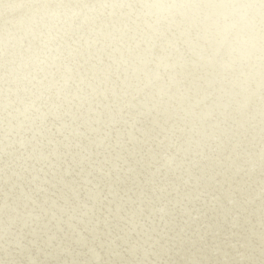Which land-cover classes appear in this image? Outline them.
I'll return each mask as SVG.
<instances>
[{"label": "rangeland", "instance_id": "rangeland-1", "mask_svg": "<svg viewBox=\"0 0 264 264\" xmlns=\"http://www.w3.org/2000/svg\"><path fill=\"white\" fill-rule=\"evenodd\" d=\"M119 2L0 0V23L15 25L0 27V228L10 204L26 245L0 251V260L264 264L259 62L237 79L223 36L198 30L192 19L169 32L145 31L118 9L99 7ZM44 4L69 6L75 23L41 38L31 13L19 9ZM118 56L129 60L114 67ZM206 62L204 78L197 73ZM197 104L208 134L189 144ZM144 240L149 245L134 253Z\"/></svg>", "mask_w": 264, "mask_h": 264}, {"label": "clouds", "instance_id": "clouds-1", "mask_svg": "<svg viewBox=\"0 0 264 264\" xmlns=\"http://www.w3.org/2000/svg\"><path fill=\"white\" fill-rule=\"evenodd\" d=\"M25 7L20 6V14L31 13L35 30L41 38L52 37L53 31L58 36L64 31L65 24L70 26L76 20L74 15H68L72 9L66 5L44 4L36 11L31 8L25 11ZM79 7L83 11L94 9L96 6ZM99 7L118 9L122 17L145 31L153 29L166 31L171 24H182L192 19L198 30L202 28L210 35L223 36L228 44V60L235 65L237 79L245 76V69L253 66V61L259 62L264 73V0H120L119 3ZM50 19H55L56 23L50 24ZM0 27L10 31L15 25L12 20H4ZM215 55H219L218 50ZM197 107L198 104L193 106L190 113L194 120L188 129L189 144H199L197 137L208 134L206 122L195 118ZM208 115L211 116V112ZM15 211L12 205H5L7 219L0 228V251H7L11 247L21 251L26 249V245L15 235L12 223V214ZM146 245H149L148 240L139 243L134 253ZM0 264H3L2 260Z\"/></svg>", "mask_w": 264, "mask_h": 264}, {"label": "bare ground", "instance_id": "bare-ground-1", "mask_svg": "<svg viewBox=\"0 0 264 264\" xmlns=\"http://www.w3.org/2000/svg\"><path fill=\"white\" fill-rule=\"evenodd\" d=\"M110 9H111V8H110ZM110 9H109V10L107 9V10H108L109 12H111L112 9H111V10H110ZM114 10H115V9H114ZM114 10H113V11H114ZM104 12L106 13V11H104ZM119 12H120V11H119ZM105 13H104V14H105ZM111 14L113 15V13H111ZM100 15H101V13H100ZM105 15H106V14H105ZM109 15H110V14H109ZM113 16H114V15H113ZM101 17H102V16H101ZM108 18H110V17L107 16V19H108ZM110 19H111V18H110ZM97 20H98V18H96L94 21L97 22ZM106 21H107V20H106ZM109 21H110V20H109ZM111 21H112V20H111ZM187 21H188V20H187ZM187 21H186V22H187ZM92 22H93V21H92ZM97 23H99V22H97ZM104 23H105V22H104ZM108 23L111 24L110 22H108ZM94 25H95V24H94ZM96 25H97V24H96ZM99 25H100V24H99ZM102 25H103V24H102ZM171 25H172V24H171ZM171 25H170V27H171ZM103 26H104V25H103ZM105 26H106V25H105ZM172 26H173V25H172ZM174 26H175V25H174ZM176 26H178V25L176 24ZM98 27H99V26H98ZM170 27L168 26V28H170ZM99 28H100V27H99ZM99 28H98V29H99ZM119 29H120V28H119ZM190 29L192 30V26H191ZM190 29L187 30V31H190V32H191ZM154 30H155V29H154ZM112 31L114 32V29H113ZM115 31H116V30H115ZM119 31H120V30H119ZM148 31H149V30H148ZM167 31L169 32V30H167ZM180 31H181V30H180ZM180 31H179V32H180ZM97 32H98V31H97ZM97 32H96V33H97ZM116 32H118V30H117ZM116 32H114V33H116ZM181 32H182V31H181ZM190 32H188V33H190ZM118 33H119V32H118ZM121 33H122V32H121ZM124 33L127 34V33H128V30H126ZM166 33H167V32H166ZM184 33H186L185 35L187 36L188 33L186 32V30H185V32H184V30H183L182 35H183ZM169 35H170V34H168L167 36L169 37ZM180 35H181V34L179 33L178 38L180 37ZM190 35H191V34H190ZM125 36H126V35H125ZM186 36H184V37H186ZM188 36H189V34H188ZM188 36H187V37H188ZM211 36H212V35H211ZM214 36H216V35H214ZM209 37H210V35H209ZM209 37H208V38H209ZM220 37H221V36H220ZM126 38H127V36H126ZM181 38H183V36H182ZM213 38H216V37H213ZM218 38H219V36H218ZM221 38H222V37H221ZM219 39H220V38H219ZM123 40H125V39H123ZM180 40H181V39H180ZM207 40H208V39H207ZM223 40H224V39H223ZM17 41H18V40H17ZM20 41H21V40H20ZM205 41H206V40H205ZM205 41H204V42H205ZM215 41H218V42H219V41H221V40H217V39H215ZM215 41H214V42H215ZM224 41H225V40H224ZM18 42H19V41H18ZM138 42H139V41H138ZM207 42H208V41H207ZM207 42H206V44H210V43H207ZM212 42H213V41H212ZM212 42H211V44H212ZM121 43H122V42H121ZM177 43H178V42H177ZM220 43H221V42H220ZM220 43H219V44H220ZM19 44H20V43H19ZM21 44H22V43H21ZM119 44H120V43H119ZM213 44H214V43H213ZM217 44H218V43H217ZM219 44H218V45H219ZM222 44L225 46L226 42H225V43H222ZM111 45H113V44H111ZM116 45H117V44H114V46H116ZM175 45H176V44H175ZM214 45L217 46L216 44H214ZM119 46H121V45H119ZM195 46H196V45H195ZM212 46H213V45H212ZM215 46H214V47H215ZM219 46H220V45H219ZM105 47H106V46H105ZM150 47H151V46H150ZM190 47H193V46H190ZM196 47H198V46H196ZM114 48H115V47H113L112 49H114ZM117 48H118V47H117ZM119 48H120V47H119ZM212 48H213V47H212ZM215 48H216V47H215ZM218 48H219V47H218ZM222 48H224V47H222ZM222 48H221V49H222ZM226 48H228V45H226ZM112 49H111V50H112ZM190 49H191L192 51L194 50L193 48H190ZM195 49H196V48H195ZM111 50H110V51H111ZM149 50H151V49L148 48V49H145L144 51L142 50L143 53H142L140 56H138V58H137V59H138V62H137L136 64H134V66L132 67L133 71L136 70V69L138 68V66L141 65L140 63L143 62V61L146 59V58H145V55L147 54V52H148ZM197 50H198V49H197ZM217 50H218V49H217ZM217 50H216V51H217ZM115 51H116V49H115ZM142 51H141V52H142ZM201 51H202V50H201ZM203 51L205 52L206 50H203ZM203 51H202V52H203ZM218 51H219V50H218ZM190 52H191V51H190ZM194 52H195V51H194ZM194 52H193V53H194ZM198 52H200V51H198ZM198 52H197V53L195 52V53L198 54ZM113 53H114V52H113ZM176 53H177V51H176ZM176 53H174V54H176ZM187 53H189V52H187ZM191 53H192V52H191ZM191 53H190V54H191ZM207 53H210V52H207ZM178 54H179V53H178ZM211 54H212V53H211ZM213 54H215V53H213ZM118 55H119V54H118ZM138 55H139V54H138ZM176 56L179 57L178 55H176ZM210 57L212 58V56H210ZM118 58H119V56L116 57V59H115L114 62H113V66H114V67H117L118 65H119V67L121 66V65H120L121 63H120V64H117L118 61L121 62V60H122L123 63H124V62H126L127 60H129V58H127V59L125 60L126 56H125V58L122 57V58H124V59H121V60H119ZM194 58H195V57H194ZM208 58H209V56H208ZM211 58H210V59H211ZM176 60H177V59H176ZM195 61H196V59H195ZM195 61L193 60L192 62L194 63ZM127 62H128V61H127ZM129 62H130V61H129ZM131 62H132V61H131ZM133 62H135V60H134ZM210 62H211V61H209V63L206 62V66H203L204 64H203V65H202V64L199 65V67H198V69H199V70H198L199 73H197V74H199V76L202 74V75L204 76V78H205V75H206V74L208 75L207 72H209V70H207V69H208V65H207V63L210 64ZM128 64H130V63H128ZM194 64H195V63H194ZM194 64H193V65H194ZM219 64H222V63H219ZM124 65H125V64H124ZM195 65H196V64H195ZM125 66H126V65H125ZM216 66H217V65H216ZM193 67H194V66H193ZM216 68H217V67H216ZM114 69H115V68H114ZM209 69H210V68H209ZM211 69H212V68H211ZM131 71H132V70H131ZM189 71H191V69H190ZM189 71H186V73H189ZM206 71H207V72H206ZM195 76H196V74H195ZM143 77H144V76H143ZM201 78H202V77H201ZM147 79H150V78H147ZM202 79H203V78H202ZM138 80H139V79H138ZM151 80H152V79H151ZM216 80H217V82H219V83L224 82V81L222 80V77H219V78H217ZM145 81H146V80H145ZM145 81H144V82H145ZM142 83H143V82H142ZM139 84H140V83L138 82V86H139ZM215 84H216V83H215ZM237 84H238V85L233 86V90H235V87H238V86L240 85V83H237ZM119 85L121 86V85H123V83H120V82H119ZM140 87H141V86H140ZM236 93H237V92H236ZM236 95H237V94H236ZM235 97H237V96H235ZM235 97H234V98H235ZM236 99H237V98H236ZM234 102H235V100L232 101L231 104H232V105H235ZM226 106H228V105H226ZM208 121H209V120H208ZM210 121H211V120H210ZM229 123L231 124V121H230ZM157 127L161 128V129H162V128L165 129L164 124L161 125V126H157Z\"/></svg>", "mask_w": 264, "mask_h": 264}]
</instances>
